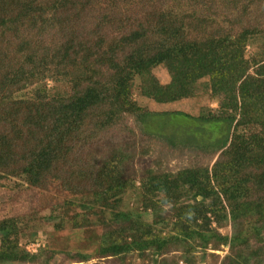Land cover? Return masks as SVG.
Returning <instances> with one entry per match:
<instances>
[{
  "label": "trees",
  "instance_id": "obj_1",
  "mask_svg": "<svg viewBox=\"0 0 264 264\" xmlns=\"http://www.w3.org/2000/svg\"><path fill=\"white\" fill-rule=\"evenodd\" d=\"M181 4L188 10L178 12ZM158 70L167 73L169 85L181 86L171 102L207 91L219 103L217 110L205 107L198 115H173L226 130L201 148L194 136L195 144L192 138L179 140L186 138L179 134L164 136L168 150L218 157L212 167L195 164L176 175L148 169L147 207L155 205L150 196L158 192L166 199L192 196L186 207L175 205V214L185 216L201 243L206 239L217 251L229 246L222 264H262L264 0H0V179L23 178L42 190L60 181L68 195L50 218L79 206L86 224L92 214L95 225L112 229L103 234L102 257L154 250L156 263L167 264L158 257L173 240L120 210L134 189L128 169L136 152L116 141L135 140L131 116L150 126V116L162 115L132 100L140 81L141 95L157 102L164 87ZM183 74L203 81L186 84ZM108 134L119 157L97 161L94 149ZM212 216L219 226L232 224L230 237L211 228ZM26 227L22 217L0 220V264H51L50 241L35 254L21 248ZM30 236L35 239L37 232ZM253 239L262 246L252 248Z\"/></svg>",
  "mask_w": 264,
  "mask_h": 264
},
{
  "label": "rangeland",
  "instance_id": "obj_2",
  "mask_svg": "<svg viewBox=\"0 0 264 264\" xmlns=\"http://www.w3.org/2000/svg\"><path fill=\"white\" fill-rule=\"evenodd\" d=\"M186 8L181 4V8H177V11L181 12ZM262 40L259 41L262 42ZM254 50V47L250 46L248 48L249 54L251 55ZM156 75L164 84V87L154 98L157 102L141 95L140 81H136L134 84L132 100L138 108H143L147 112L162 113V115L150 116L148 122L150 126H144L136 116H131L128 122L130 126H133L136 133L135 140L131 141V138L125 137L116 140L121 148L136 152L135 159L128 169L134 189L125 196L121 202L120 210L130 212L133 219L140 217L141 220L143 219L152 225V230L157 235L164 239L173 240L169 248L163 251L162 256L158 257V260H167V264H222L229 255V246H222L217 251L213 249V245H206V239H202L201 243L197 235L190 231L194 229L187 225L190 222L185 216L175 214V205L182 204L186 207L187 202H192L193 199L188 200L192 196L188 197L182 193L177 196L178 199L176 200L173 198L166 199L167 195L158 192L156 195L150 196L155 205L147 207L151 204L146 203L147 199L144 195L148 169L157 173L176 175L195 164L208 165L209 163L212 167L218 157V154H215L213 160H211L212 157L208 160L207 156L211 155L208 153L191 150H168L167 146L162 143L165 142L163 141L164 136L179 134V136L186 137L178 138L179 140L187 141L192 138V143L195 144L194 136L200 141L197 146L201 148V146L214 141L216 134H218L217 137H220L226 130L224 124V126L215 127L211 125L202 126L201 123H194L190 119L173 115L172 112L175 111L198 115L205 107L217 110L219 103L207 91L198 92L199 96L196 98L173 103L174 101L171 102V100L181 94V86L169 85L168 76L164 70H158ZM182 79L186 84L194 83L196 85L203 81L198 80L197 76L188 74H183ZM52 84L49 81L47 85L51 86ZM59 84L62 88V82ZM145 132L151 135H147ZM151 136H154L156 140L152 139ZM108 137L111 136L108 134L95 149L93 148V156L97 161L106 157L111 161L115 157H119L114 150L116 145L114 142H108ZM147 142H149L147 149L145 148V152L140 155L141 148ZM67 195L60 181H55L49 189L42 190L31 187L23 178L3 177L0 179V220L16 216L22 217L27 223V229L24 230L29 235L21 240L20 246L29 254L38 253L45 245L48 246L50 241V249H53L54 254L51 264H157L154 260L155 256L151 253L154 250H149L143 254L145 256L138 252H132L118 257H102L99 248L102 244L103 234L105 231L112 232V229L102 227L101 222L95 225L97 219L92 214L88 216L89 223L86 224L83 219L86 211L79 206H75L70 212L64 209L59 214L54 213L55 216L50 218L51 210H58L57 206L66 199ZM77 213L80 217L74 222L73 218ZM62 221L64 222L62 223ZM211 222V228L217 229L223 236H231L233 228L230 222L219 226L215 216H212ZM58 226L60 227L58 228ZM118 227L114 226L113 229H118ZM181 229H185L186 233L183 234ZM34 232H37V236L35 239H30V235ZM175 238H181V241L175 243ZM251 243L254 245V247L251 246L254 249L262 246L258 245L257 239H253ZM85 257L89 261L81 262L82 258ZM262 264H264V260Z\"/></svg>",
  "mask_w": 264,
  "mask_h": 264
}]
</instances>
